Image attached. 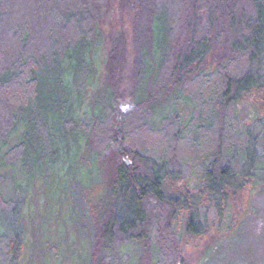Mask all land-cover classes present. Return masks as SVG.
Wrapping results in <instances>:
<instances>
[{
	"label": "trees",
	"instance_id": "obj_1",
	"mask_svg": "<svg viewBox=\"0 0 264 264\" xmlns=\"http://www.w3.org/2000/svg\"><path fill=\"white\" fill-rule=\"evenodd\" d=\"M263 91L264 0H0V176L19 173L16 204L0 189V264H27L31 183L42 206L53 203L44 191L62 198L88 245L46 237L59 251L44 264L173 262L159 237L164 207L175 234L229 230L230 195L264 183V114L238 115ZM124 100L138 130L167 143L108 162ZM208 134L215 145L203 149ZM179 141L192 155L178 159ZM183 163L198 172L197 193L169 188Z\"/></svg>",
	"mask_w": 264,
	"mask_h": 264
},
{
	"label": "rangeland",
	"instance_id": "obj_2",
	"mask_svg": "<svg viewBox=\"0 0 264 264\" xmlns=\"http://www.w3.org/2000/svg\"><path fill=\"white\" fill-rule=\"evenodd\" d=\"M118 105L119 109L113 124L117 135L105 151V160L108 159V162L109 160L115 162L127 160L130 163L132 157L122 155L124 149L132 150V148L146 147L156 151V149L167 143V139L162 133L138 130V126H135V123L130 120L136 116L133 112L137 109L132 101L124 100L119 102ZM252 106L256 107L258 115L264 114V91L259 96H254L239 106L238 115L241 121L250 123L249 119L255 113L251 110ZM208 135L209 137L205 140L210 139L211 143H203V149H210L215 145V142H213L215 135ZM174 148L178 159L181 155L188 156L193 153L192 147L185 145L182 141L177 142ZM1 172V197L4 202L16 204L19 193L15 184L19 181V178H17L19 173L17 171L12 172L10 168L1 169ZM198 176V172L191 166L184 165L182 174L172 180L169 188L175 192H183L185 188L192 193H197L201 187V185H198L200 183ZM39 189V186L31 183L29 202L33 207L32 218L30 219V224L33 227L31 229L30 225H26L24 234L26 235L25 230L29 234L28 231L31 229L30 233L34 235L29 234L32 242L30 243L29 254L25 252L22 258L25 262L27 259V264H44L48 257L55 261L56 258L51 257V254L48 253L58 249L56 245H53L52 239L44 240L46 237L56 238L60 235L63 237L66 235L68 242L70 240L76 249L80 248L78 243H81V246L88 247L86 238L81 240L80 237L78 226H82L81 221L77 224L76 218L71 214L69 207L59 204L62 198L59 195H52L55 193L51 191L43 190L45 192L44 197L48 193L51 194L50 199L53 200V203L49 206H42L44 199L40 195ZM203 200L205 201L204 198ZM145 202L150 208L157 207L156 200L152 198L146 197ZM227 204L228 210L231 212L230 229L223 230V227H215L197 237L187 234H175L173 228L176 219L174 216H170V208L164 207L159 237L166 250L165 246L169 245L167 254L171 255L173 262L171 258H164L161 264H264V183L259 182L255 187L246 186L243 190L234 191L230 195ZM208 206L210 209L208 215L213 220L214 216L211 214L214 213L212 209L213 202L211 201ZM0 208L6 211L5 204L0 203ZM37 208L40 221H38L36 215ZM29 209L30 207L26 206L25 211L30 212ZM215 217L218 223L222 220L218 214ZM71 249L73 250L74 247H71ZM74 252L78 253L77 250H74ZM28 255L30 256L28 257ZM69 255L66 254L62 257V263L68 264ZM79 261L80 258H77L74 264H78ZM20 264L23 263L20 262Z\"/></svg>",
	"mask_w": 264,
	"mask_h": 264
}]
</instances>
